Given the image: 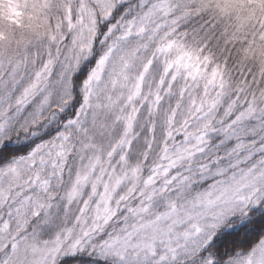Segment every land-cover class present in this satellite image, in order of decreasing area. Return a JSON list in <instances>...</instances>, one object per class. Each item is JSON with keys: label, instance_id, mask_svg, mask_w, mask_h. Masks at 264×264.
Listing matches in <instances>:
<instances>
[{"label": "snow or ice", "instance_id": "snow-or-ice-1", "mask_svg": "<svg viewBox=\"0 0 264 264\" xmlns=\"http://www.w3.org/2000/svg\"><path fill=\"white\" fill-rule=\"evenodd\" d=\"M0 264H264V0H0Z\"/></svg>", "mask_w": 264, "mask_h": 264}]
</instances>
